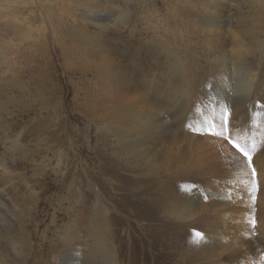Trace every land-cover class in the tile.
Here are the masks:
<instances>
[{"label":"rangeland","instance_id":"1","mask_svg":"<svg viewBox=\"0 0 264 264\" xmlns=\"http://www.w3.org/2000/svg\"><path fill=\"white\" fill-rule=\"evenodd\" d=\"M211 1L0 23V264H264V0Z\"/></svg>","mask_w":264,"mask_h":264},{"label":"bare ground","instance_id":"2","mask_svg":"<svg viewBox=\"0 0 264 264\" xmlns=\"http://www.w3.org/2000/svg\"><path fill=\"white\" fill-rule=\"evenodd\" d=\"M56 1L58 2L57 7H63L64 5H66L65 2L64 3L62 2V0H56ZM66 2H67L68 6H73V4H75L76 2L81 3L80 0H66ZM52 6L54 7V4H52L50 2V0H0V23H3V26L5 28L14 29L20 35H22V34L28 35L32 28H31V26H28L25 24V20L30 18L25 14V12L27 10H29V11L31 10L30 14H35V12L38 11L39 13L41 12L42 15H45V12L47 11V13L49 12L48 16L52 17L53 16L52 10L54 9ZM62 9H64V8H62ZM57 17H61V16L57 15ZM209 18H210V21H209L210 25L216 26L219 19H217V17L214 16V14H211V15L209 14ZM0 213H1V210H0ZM1 216H2V214H0V218H1ZM68 240H67V243H68ZM105 244L106 243L98 244V250L97 249H95V250H97V252L103 250ZM71 249H70V251H71ZM0 260H1V258H0Z\"/></svg>","mask_w":264,"mask_h":264},{"label":"snow or ice","instance_id":"3","mask_svg":"<svg viewBox=\"0 0 264 264\" xmlns=\"http://www.w3.org/2000/svg\"><path fill=\"white\" fill-rule=\"evenodd\" d=\"M222 111L224 115L222 117L221 125H219L220 130L215 131V132H210L209 134L220 137L223 140H226L227 143H229L233 147V149L246 160L247 166L251 169V174L253 178H255L256 168L253 166V156L255 152L257 151V148L255 145H253L251 150H248L246 147H242L239 143L231 139L230 129L231 127H233V125L231 124V118H232L233 113L229 111L227 106H223ZM196 131L199 133L198 129ZM255 190H256V184L254 180L253 181V191ZM253 199H255V197H253ZM196 236L200 239L204 238L203 233L197 232Z\"/></svg>","mask_w":264,"mask_h":264}]
</instances>
